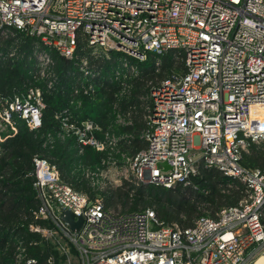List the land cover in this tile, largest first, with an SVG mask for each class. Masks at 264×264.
Segmentation results:
<instances>
[{
	"label": "built area",
	"instance_id": "built-area-1",
	"mask_svg": "<svg viewBox=\"0 0 264 264\" xmlns=\"http://www.w3.org/2000/svg\"><path fill=\"white\" fill-rule=\"evenodd\" d=\"M16 31L69 59L83 38L140 61L147 51H171L184 64L144 97L146 145L135 155L118 147L126 134L103 131L91 120L77 123L68 109L56 114L57 136L73 137L78 153L84 146L107 150L103 167L84 170L92 186L99 188L110 172L121 181L195 188L200 167L243 186L242 197L214 215L187 227L160 225L149 208L117 211L100 193L91 198L73 189L55 164L36 154L28 173L36 202L29 216L46 223H29L30 232L77 264H248L264 250V173L239 163L250 143L264 145V130L251 125V108L264 106V0H0V36ZM37 53L44 76L51 60L46 51ZM119 61L126 72L136 71L127 58ZM44 106L38 87L0 97V151L17 120L29 130L41 126ZM117 122L130 123L121 114ZM65 210L82 217L77 231L63 220ZM14 259L37 264L21 244Z\"/></svg>",
	"mask_w": 264,
	"mask_h": 264
},
{
	"label": "trees",
	"instance_id": "trees-1",
	"mask_svg": "<svg viewBox=\"0 0 264 264\" xmlns=\"http://www.w3.org/2000/svg\"><path fill=\"white\" fill-rule=\"evenodd\" d=\"M43 50L49 54L51 62L41 76L35 53ZM123 57L134 65L135 72H126L121 67L119 60ZM184 70L182 60L173 58L171 51L162 55L147 51L146 59L140 61L121 51L89 46L79 38L75 54L69 59L42 45L28 33L16 31L6 37L0 36V97L30 86L38 87L45 105L38 129L29 130L19 119L15 125L16 132L10 130L11 136L2 143L0 264H16L14 252L18 244L25 248L29 257L37 260V264H63L66 259L52 243L28 230L31 222L46 223L33 221L29 216L36 202L32 177L28 173L32 169V157L36 154H42L55 164L61 180L73 189L85 192L91 198L100 193L107 207L116 209L119 204L122 210L137 211L154 206L160 225L190 226L194 218L214 215L219 208L233 205L242 197L243 186L238 180L215 168L204 167H200L192 177L195 188L180 184L166 188L124 179L121 185L104 191L91 185L84 176V170L103 167L101 160L107 157V150L98 151L84 146L78 153L73 137L61 140L57 136L62 129L55 116L68 109L70 119L77 123L91 120L103 131L126 134L127 138L121 140L118 147L120 151L135 155L146 145L141 137L145 128L144 97L159 81ZM117 114L130 123L117 122ZM113 156L119 158L118 153L113 152ZM239 163L249 170L259 169L264 173V145L250 143L248 151L242 152ZM262 220L264 223V214ZM255 258L248 264L254 263Z\"/></svg>",
	"mask_w": 264,
	"mask_h": 264
},
{
	"label": "rangeland",
	"instance_id": "rangeland-1",
	"mask_svg": "<svg viewBox=\"0 0 264 264\" xmlns=\"http://www.w3.org/2000/svg\"><path fill=\"white\" fill-rule=\"evenodd\" d=\"M39 52V51H38ZM38 56H39V54L36 52L35 53V59H36V61H37V67H39L40 69H41V59L40 58H38ZM37 57V58H36ZM251 123H252V125L254 126V127H256V128H258V127H260V126H262V125H264V106H259V107H253V109H252V113H251ZM102 179H101V185H100V189L101 190H107V189H111V188H113V187H115V186H119V185H121L122 184V182H123V180L121 181V180H118V179H116V177H114L110 172H108V174L107 175H105V174H103V176L101 177ZM116 207V209L114 208V207H111V208H113L114 210H117V211H126V210H122V208L120 207V205L118 204V205H116L115 206ZM154 207V206H153ZM153 207H151V208H149V209H151V210H153ZM203 210V212H205V210L204 209H202ZM264 251V250H263ZM262 251V252H263ZM261 252V253H262ZM260 253V254H261ZM259 254V255H260ZM258 255V256H259ZM257 256V257H258ZM256 257V258H257ZM256 258H255V260H256ZM254 260V261H255ZM253 261V262H254ZM63 264H77V261H76V259H75V257H73L72 255L71 256H68V257H66V259H65V262L63 263ZM253 264V263H252Z\"/></svg>",
	"mask_w": 264,
	"mask_h": 264
},
{
	"label": "water",
	"instance_id": "water-1",
	"mask_svg": "<svg viewBox=\"0 0 264 264\" xmlns=\"http://www.w3.org/2000/svg\"><path fill=\"white\" fill-rule=\"evenodd\" d=\"M62 218L65 222L68 223L71 230H78L81 223H82V217L81 216H75L72 212L65 210L62 213ZM76 218V220H75Z\"/></svg>",
	"mask_w": 264,
	"mask_h": 264
},
{
	"label": "bare ground",
	"instance_id": "bare-ground-1",
	"mask_svg": "<svg viewBox=\"0 0 264 264\" xmlns=\"http://www.w3.org/2000/svg\"><path fill=\"white\" fill-rule=\"evenodd\" d=\"M254 107H259V106H254ZM252 109H253V107L251 108V113H252ZM252 128L256 129V130H264V125H262V126H260L258 128L254 127L252 125ZM253 264H264V251L256 258V260L254 261Z\"/></svg>",
	"mask_w": 264,
	"mask_h": 264
}]
</instances>
